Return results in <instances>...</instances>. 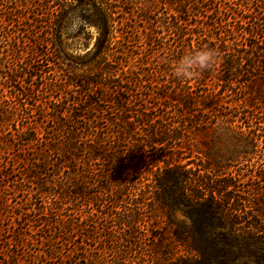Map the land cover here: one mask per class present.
<instances>
[{
    "label": "trees",
    "instance_id": "1",
    "mask_svg": "<svg viewBox=\"0 0 264 264\" xmlns=\"http://www.w3.org/2000/svg\"><path fill=\"white\" fill-rule=\"evenodd\" d=\"M0 127V264H264V0H0Z\"/></svg>",
    "mask_w": 264,
    "mask_h": 264
},
{
    "label": "rangeland",
    "instance_id": "2",
    "mask_svg": "<svg viewBox=\"0 0 264 264\" xmlns=\"http://www.w3.org/2000/svg\"><path fill=\"white\" fill-rule=\"evenodd\" d=\"M50 79V81L52 82H57L58 80L62 79V77L57 76V75H50L48 77ZM111 129V128H110ZM1 127H0V163H4L5 161H8L9 159L7 158H11L13 156V154H16L17 152L13 151V148L10 149L11 151H9L8 154H6L7 152H4V143L9 140V136H4L3 132H1ZM113 131V129H111ZM257 131V130H256ZM197 133V130H196ZM257 133L263 134L264 133V129L263 131H258ZM197 140L201 143V138L198 136ZM254 144L256 146L255 150H256V154L252 157H250L249 161H242L238 167H232L231 168V172H233L232 175H237L240 174L241 175V179L243 181H247L248 178L244 177L245 174H247V172L252 169V171H257L258 167L263 168L264 166V141L263 139H259V140H254ZM201 145V144H200ZM202 147V145H201ZM14 150L15 147H14ZM3 157V158H2ZM249 158V157H248ZM198 161V160H197ZM244 177V178H243ZM10 182L7 181L5 179V182L2 181V177L0 175V201L2 200V198L4 200H7L8 204L6 207L7 210V216H12L13 213L19 212L20 211V206L22 207H26L24 206V201L27 199V194L22 193L19 195L13 194V192L10 189ZM243 196V195H241ZM36 203V201H34ZM21 224V222H20ZM6 221L3 223V225H1L2 231H1V236H2V240L5 241V246L9 247L10 246V251L12 250L14 253L19 254V255H26L24 258L25 260H30L31 262H34L35 259H39L40 256L44 257L43 252H48V247L46 245H42L39 243L38 241V236L35 234H31L30 236L25 238V241L23 242V244L18 243L17 245H15V243H13L12 237H11V233H7V231L5 230L6 228ZM26 225L23 223L22 221V225L20 226V229L22 230V232H26ZM27 234V233H26ZM32 236V237H31ZM10 242V243H9ZM8 244V245H7ZM91 245L95 246H99L96 245L95 243H91ZM57 247H59L57 245ZM93 247V248H94ZM63 248V247H62ZM182 252H178L177 255H182ZM43 259V258H42ZM50 264H58L59 262V255L58 252L56 253V256L54 255V257L51 259ZM36 263V262H35Z\"/></svg>",
    "mask_w": 264,
    "mask_h": 264
},
{
    "label": "clouds",
    "instance_id": "3",
    "mask_svg": "<svg viewBox=\"0 0 264 264\" xmlns=\"http://www.w3.org/2000/svg\"><path fill=\"white\" fill-rule=\"evenodd\" d=\"M216 52L212 49H202L192 55L182 57L173 68V75L180 80L193 78L196 70L210 68L216 61Z\"/></svg>",
    "mask_w": 264,
    "mask_h": 264
}]
</instances>
